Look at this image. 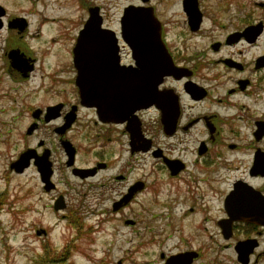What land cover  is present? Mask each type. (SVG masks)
Returning <instances> with one entry per match:
<instances>
[{
    "label": "flooded vegetation",
    "instance_id": "1",
    "mask_svg": "<svg viewBox=\"0 0 264 264\" xmlns=\"http://www.w3.org/2000/svg\"><path fill=\"white\" fill-rule=\"evenodd\" d=\"M204 2L180 0L183 18L171 22L174 26L166 25L153 6L159 38L175 74L162 78L151 104L136 108L120 121L101 120L94 106L81 102L73 49L83 23L69 49L71 66L63 70L72 75L53 77L54 81L72 86L74 97L37 108L26 131L28 136L43 124L56 136L57 146H47L39 139L26 150L32 149L30 166L37 172L38 157H49L51 189L42 187L46 192L58 189V181L53 178L57 162L53 156L58 148L59 156L65 157L64 167L79 182L97 179L87 184L98 189L96 203L109 209L103 212L106 217L116 213L123 217L126 213L124 224L134 227L139 221L134 205L141 204L145 211L157 207L155 218L174 212V224L170 221L166 227L177 230L182 242L189 244L190 237L191 241L194 236L200 237V246L218 245L219 252H232L236 261L241 254L247 264H264V2L253 1L261 6L258 14L252 8L242 10L240 1L218 0L221 15L210 10L209 14ZM191 4L196 5L195 15ZM141 5L149 6L148 2ZM1 23L0 31L10 28L8 21ZM115 36L117 62L111 67L128 76L138 70L133 56L137 47L122 39L120 23ZM22 53L27 64L32 65L31 70L10 65L9 72L25 80L35 71L37 57L25 50ZM50 106L57 109L47 113ZM77 134L92 143L122 140L130 156L149 157L154 176L133 179V164L127 161L123 172L97 178L100 172L112 169V160L96 151L92 163L76 165L81 152ZM64 141L69 142V150ZM74 168L94 169L80 176L73 172ZM66 193L54 195L53 207L56 203L65 209ZM184 229L195 234L187 233L185 238ZM198 231L206 238L202 240ZM189 251L194 254L190 264H202L204 252L191 248L163 254L164 263L170 255Z\"/></svg>",
    "mask_w": 264,
    "mask_h": 264
},
{
    "label": "rangeland",
    "instance_id": "2",
    "mask_svg": "<svg viewBox=\"0 0 264 264\" xmlns=\"http://www.w3.org/2000/svg\"><path fill=\"white\" fill-rule=\"evenodd\" d=\"M179 1L146 2L158 8L166 25L174 26L171 22L183 18ZM237 1L242 10L252 8L258 14L261 6L254 3L264 2ZM217 2L205 0V10L217 15ZM140 3L141 0H0V6L5 9L1 21H11L15 17H23L26 21L21 30L11 27L0 31V193H6L5 203L0 207V264H36V260H40V264H164L161 253L168 256L190 248L204 252L202 264H239L232 252H219L218 245L200 246V237L194 236L193 241L190 237L189 244L182 242L177 230L166 227L170 221L174 224V212L155 218L153 213L157 207L145 211L141 204L134 205L133 211L139 215L134 227L124 224L126 213L123 217L117 213V217L114 214L106 217L103 212L109 209L96 203L98 189L87 184L97 179L79 182L64 167L65 157L59 156L58 148L53 156L57 161L53 177L58 181L55 191L46 192L42 188L44 183L33 166L20 173L9 167L26 147H34L39 139L46 141L47 146H57L56 136L43 124L28 136L26 131L34 120L31 114L37 108L44 109L48 104L74 97L72 86L54 81L53 77L72 75L63 70H69V49L76 31L89 16L88 8L97 6L102 26L116 31L125 6ZM13 49L25 50L37 57L36 69L28 79L9 72L8 54ZM77 137L81 152L76 165L92 163L96 151H102L105 159L112 160V169L100 172L97 178L123 172L127 161L133 164V179L154 176L150 172L149 157L130 156L128 145L122 140L112 138L92 143L87 137L78 134ZM63 191L67 192L64 196L67 205L65 209H55L54 195ZM198 232L202 240L206 238L202 231ZM182 233L185 238L187 233L195 234L185 229ZM214 258L218 261L211 262Z\"/></svg>",
    "mask_w": 264,
    "mask_h": 264
},
{
    "label": "water",
    "instance_id": "3",
    "mask_svg": "<svg viewBox=\"0 0 264 264\" xmlns=\"http://www.w3.org/2000/svg\"><path fill=\"white\" fill-rule=\"evenodd\" d=\"M145 1L147 0H141L143 3ZM191 5L192 14L195 15L196 5ZM98 9L97 6L88 8L89 16L85 19L76 39L73 63L77 67L78 74L75 81L79 88L81 102L94 106L99 119L120 121L131 116L136 108L151 104L150 101L152 102V99L156 97L157 87L162 78L175 74V69L159 38L158 19L154 16L152 7L129 4L125 6L119 18L121 37L131 46L137 47L133 56L139 71L135 69L137 71L128 76L118 73L115 68H112L117 62L115 31L102 26L103 20ZM4 13L5 9L1 5L0 28L2 27L1 16H4ZM7 25L21 30L26 25V21L23 17H15L9 20ZM8 56L12 67L15 66L19 70H31L32 65L27 64L28 59L18 49L11 50ZM142 71L145 72L140 73ZM55 109L57 107L50 106L47 113ZM63 145L67 150L70 149L67 141H64ZM30 150L32 149L20 153L17 160L10 163V169L20 173L27 168L32 154ZM72 154L73 150L70 153L71 161ZM48 158L44 155L35 161L39 177L46 190L51 189L48 184L52 167ZM93 169L74 168L73 172L82 176L84 173H92ZM54 208L59 209V206L55 203ZM160 255L164 257L163 254ZM193 256L191 251L170 255L164 264H190ZM237 261L247 264L246 258H242L241 254L238 255Z\"/></svg>",
    "mask_w": 264,
    "mask_h": 264
},
{
    "label": "trees",
    "instance_id": "4",
    "mask_svg": "<svg viewBox=\"0 0 264 264\" xmlns=\"http://www.w3.org/2000/svg\"><path fill=\"white\" fill-rule=\"evenodd\" d=\"M5 198H6V193L5 192L0 193V207L3 203H5V201H4ZM65 249H67V246ZM40 263H41L40 260H38V261L36 260V264H40Z\"/></svg>",
    "mask_w": 264,
    "mask_h": 264
}]
</instances>
